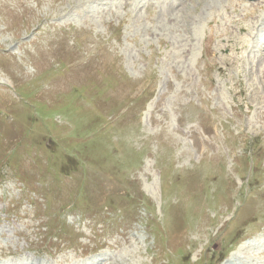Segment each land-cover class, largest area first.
<instances>
[{
    "label": "rangeland",
    "instance_id": "obj_1",
    "mask_svg": "<svg viewBox=\"0 0 264 264\" xmlns=\"http://www.w3.org/2000/svg\"><path fill=\"white\" fill-rule=\"evenodd\" d=\"M246 243L264 264V4L0 0V264Z\"/></svg>",
    "mask_w": 264,
    "mask_h": 264
},
{
    "label": "bare ground",
    "instance_id": "obj_2",
    "mask_svg": "<svg viewBox=\"0 0 264 264\" xmlns=\"http://www.w3.org/2000/svg\"><path fill=\"white\" fill-rule=\"evenodd\" d=\"M258 5V4H257ZM255 14L253 11H250L247 16H251ZM256 24V23H255ZM258 25V24H256ZM3 83V82H2ZM5 84V83H4ZM3 200L5 199V197L2 198ZM19 235H23V233H19ZM248 246V244H245L243 246H241L235 253H233L230 258H228L224 264H244V262L246 263L245 261V258H247L248 260L250 261H254L256 262L257 261V255L258 253H256L255 255L248 252H243L244 249H246V247ZM252 262V263H254Z\"/></svg>",
    "mask_w": 264,
    "mask_h": 264
}]
</instances>
